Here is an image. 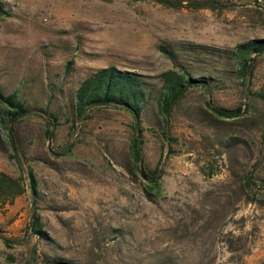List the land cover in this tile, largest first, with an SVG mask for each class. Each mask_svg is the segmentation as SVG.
Returning <instances> with one entry per match:
<instances>
[{
	"label": "rangeland",
	"instance_id": "1",
	"mask_svg": "<svg viewBox=\"0 0 264 264\" xmlns=\"http://www.w3.org/2000/svg\"><path fill=\"white\" fill-rule=\"evenodd\" d=\"M4 6L0 91L29 110L0 124V171L20 190L0 189V264H264V51L242 72L211 53L264 38V0ZM106 65L146 82L136 118L74 108L80 79ZM168 69L206 83L165 111Z\"/></svg>",
	"mask_w": 264,
	"mask_h": 264
},
{
	"label": "trees",
	"instance_id": "2",
	"mask_svg": "<svg viewBox=\"0 0 264 264\" xmlns=\"http://www.w3.org/2000/svg\"><path fill=\"white\" fill-rule=\"evenodd\" d=\"M7 13L4 6V0H0V16ZM202 45H192L190 50L202 51ZM160 50L174 55V50L160 45ZM217 51V50H216ZM212 52L216 55L231 57L237 62L239 72L246 67L249 60L250 53H259L264 51V38L249 39L235 45L234 49L230 52ZM227 52V53H225ZM162 87L164 93L160 101V108L165 111L170 104L178 97L184 90L195 84L203 85L206 83L205 76L190 77L184 76V73H178L174 70H165L161 72ZM146 82L142 79L141 75L132 70L120 69L114 65H106L96 67L84 75L78 82L74 89V108L82 110L85 107L93 105H116L124 107L131 112L134 118L140 113L145 99H146ZM29 108L18 97L15 91L3 93L0 91V124L4 127L13 122L17 117L24 115L28 112ZM220 114H225L223 110H218ZM3 186L7 187L10 191L9 198L18 193L20 190L15 180L5 172L0 171V189ZM4 193H7L5 192ZM37 216L31 215L30 227L39 234L44 235L43 230L40 228ZM61 263L68 264L63 260H58Z\"/></svg>",
	"mask_w": 264,
	"mask_h": 264
}]
</instances>
